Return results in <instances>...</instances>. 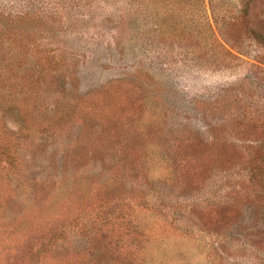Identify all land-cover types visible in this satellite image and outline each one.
Segmentation results:
<instances>
[{"label": "rangeland", "instance_id": "obj_1", "mask_svg": "<svg viewBox=\"0 0 264 264\" xmlns=\"http://www.w3.org/2000/svg\"><path fill=\"white\" fill-rule=\"evenodd\" d=\"M0 264H264V0H0Z\"/></svg>", "mask_w": 264, "mask_h": 264}, {"label": "trees", "instance_id": "obj_2", "mask_svg": "<svg viewBox=\"0 0 264 264\" xmlns=\"http://www.w3.org/2000/svg\"><path fill=\"white\" fill-rule=\"evenodd\" d=\"M258 37V36H257ZM259 39H260V37H259Z\"/></svg>", "mask_w": 264, "mask_h": 264}]
</instances>
